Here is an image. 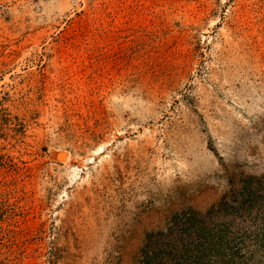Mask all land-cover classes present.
Wrapping results in <instances>:
<instances>
[{
  "label": "rangeland",
  "instance_id": "374dc122",
  "mask_svg": "<svg viewBox=\"0 0 264 264\" xmlns=\"http://www.w3.org/2000/svg\"><path fill=\"white\" fill-rule=\"evenodd\" d=\"M0 264H264V0H0Z\"/></svg>",
  "mask_w": 264,
  "mask_h": 264
}]
</instances>
